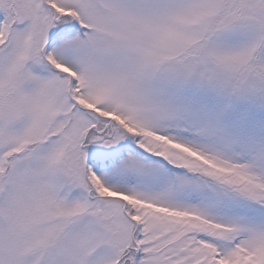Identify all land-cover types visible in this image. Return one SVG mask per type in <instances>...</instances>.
Masks as SVG:
<instances>
[{
  "label": "snow or ice",
  "instance_id": "obj_1",
  "mask_svg": "<svg viewBox=\"0 0 264 264\" xmlns=\"http://www.w3.org/2000/svg\"><path fill=\"white\" fill-rule=\"evenodd\" d=\"M0 264H264V0H0Z\"/></svg>",
  "mask_w": 264,
  "mask_h": 264
}]
</instances>
